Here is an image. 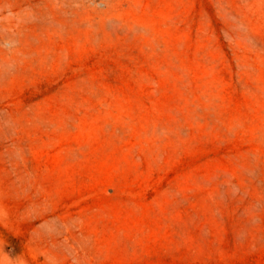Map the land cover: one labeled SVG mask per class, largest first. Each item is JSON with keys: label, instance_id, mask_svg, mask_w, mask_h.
<instances>
[{"label": "rangeland", "instance_id": "374dc122", "mask_svg": "<svg viewBox=\"0 0 264 264\" xmlns=\"http://www.w3.org/2000/svg\"><path fill=\"white\" fill-rule=\"evenodd\" d=\"M0 264H264V0H0Z\"/></svg>", "mask_w": 264, "mask_h": 264}]
</instances>
